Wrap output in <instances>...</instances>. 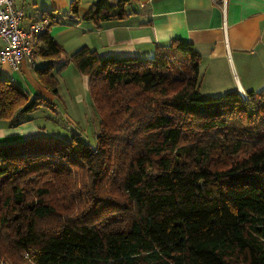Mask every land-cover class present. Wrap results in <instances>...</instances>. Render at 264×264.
I'll use <instances>...</instances> for the list:
<instances>
[{"label": "trees", "instance_id": "1", "mask_svg": "<svg viewBox=\"0 0 264 264\" xmlns=\"http://www.w3.org/2000/svg\"><path fill=\"white\" fill-rule=\"evenodd\" d=\"M135 2L94 0L81 20L100 28ZM41 18L36 81L57 96L73 64L98 132L94 145L77 132L0 144V264H264V89L202 96L200 57L180 40L150 58L81 48L54 69L58 21ZM40 106L0 77L1 121Z\"/></svg>", "mask_w": 264, "mask_h": 264}, {"label": "crops", "instance_id": "2", "mask_svg": "<svg viewBox=\"0 0 264 264\" xmlns=\"http://www.w3.org/2000/svg\"><path fill=\"white\" fill-rule=\"evenodd\" d=\"M116 1L110 0V3L114 5ZM69 2L14 0V8L24 13L23 26L38 21L43 14L56 16L58 22L49 28L48 34L61 46L65 56L54 63V69L81 48L94 51L99 57L150 58L157 47L180 40L191 44L199 55L200 86H206L208 92L213 91L212 87L220 95L234 91L256 93L264 89V0H225L224 5L222 0H136L126 8L128 15L124 19L100 28L81 20L94 0L80 1L78 18L65 13ZM3 47L0 40V50ZM44 64L43 60L34 57L33 64L22 62L14 71L0 62V77L12 81L29 95L30 100L39 98L42 104L35 112L16 118L20 123L14 126L0 120V144L37 136L64 138L71 133L64 124L58 130L52 124L45 126L44 112L56 115L54 97H60V92L57 90V96H52L36 81L33 69ZM68 66L56 75L58 82L61 72ZM78 75V82L87 92V78L76 70L73 76ZM76 98L80 105L81 96ZM73 107L69 115L62 112L63 123L75 129L79 128L80 121L90 125L92 116L84 113L81 105ZM87 107L92 115V101ZM83 132L78 130L80 135Z\"/></svg>", "mask_w": 264, "mask_h": 264}, {"label": "built area", "instance_id": "3", "mask_svg": "<svg viewBox=\"0 0 264 264\" xmlns=\"http://www.w3.org/2000/svg\"><path fill=\"white\" fill-rule=\"evenodd\" d=\"M225 0H222L224 5ZM24 13L14 8V0H0V40L4 47L0 50V62L17 70L22 62L33 64V41L46 31L48 20L38 21L23 26ZM245 98L244 93H239Z\"/></svg>", "mask_w": 264, "mask_h": 264}, {"label": "rangeland", "instance_id": "4", "mask_svg": "<svg viewBox=\"0 0 264 264\" xmlns=\"http://www.w3.org/2000/svg\"><path fill=\"white\" fill-rule=\"evenodd\" d=\"M41 66H43V65H41ZM41 66H38V67H41ZM74 72H76V69H75L73 64H69L68 68H66V70L63 73L61 72V79H59V82L57 85V90L60 92L59 93L60 97H54V99H55L54 103L56 105V115H55V113H53V115H51V114L48 115L49 113L44 112V113H46V116H45L46 120L44 121L45 126H46V124H52V126L54 128H56V130H58L64 124V127L66 128V130H70L73 133H76V132L78 133V130H80V129L84 130L82 135H79L78 138L85 143L94 145V138L98 132V129H97V127H98V114H97L95 107L93 108L92 115L90 114V108H89L90 106L87 107V104H88V102H91V98L89 96L88 91L86 92L82 88L83 84L78 82L80 79L79 78L80 76L79 75H78V77L73 76ZM33 74H34V71H33ZM56 78H57V76H56ZM23 88L25 89V87H23ZM206 88H207L206 86H202V87L200 86V94L204 97L215 98L218 96H223V95L218 94V91L214 87H212L213 88L212 92H208V88L207 89ZM77 96H81L82 102L80 105L83 107V112L88 113V116H90V117L92 116L93 121L90 122L89 123L90 125H88V126H86L85 123H82V121H80L79 128L75 129L72 126H67V124L63 123V121L60 119L61 118L60 116L62 115V112L63 113L66 112L69 115L70 110L73 106H76V107L80 106L79 105L80 101H77V98H76ZM48 118L51 119L52 121H49ZM92 123H94V125ZM64 134H66V133H64Z\"/></svg>", "mask_w": 264, "mask_h": 264}]
</instances>
